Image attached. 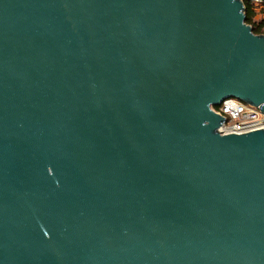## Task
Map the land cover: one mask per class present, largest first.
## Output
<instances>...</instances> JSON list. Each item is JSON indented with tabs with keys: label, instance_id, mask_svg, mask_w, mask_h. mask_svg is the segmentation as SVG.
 <instances>
[{
	"label": "water",
	"instance_id": "1",
	"mask_svg": "<svg viewBox=\"0 0 264 264\" xmlns=\"http://www.w3.org/2000/svg\"><path fill=\"white\" fill-rule=\"evenodd\" d=\"M245 1L0 0V264H264Z\"/></svg>",
	"mask_w": 264,
	"mask_h": 264
},
{
	"label": "built area",
	"instance_id": "2",
	"mask_svg": "<svg viewBox=\"0 0 264 264\" xmlns=\"http://www.w3.org/2000/svg\"><path fill=\"white\" fill-rule=\"evenodd\" d=\"M263 4L261 2H255ZM213 110L225 118V122L219 127L218 132L222 135L245 134L264 129V113L258 106L246 104L240 100L226 99Z\"/></svg>",
	"mask_w": 264,
	"mask_h": 264
},
{
	"label": "trees",
	"instance_id": "3",
	"mask_svg": "<svg viewBox=\"0 0 264 264\" xmlns=\"http://www.w3.org/2000/svg\"><path fill=\"white\" fill-rule=\"evenodd\" d=\"M260 5L263 4H254L245 1L246 22L252 26L253 31L256 35H260L264 32V18H261L260 20L256 19L258 13H264V7L261 8ZM257 9H259L260 11H257Z\"/></svg>",
	"mask_w": 264,
	"mask_h": 264
},
{
	"label": "rangeland",
	"instance_id": "4",
	"mask_svg": "<svg viewBox=\"0 0 264 264\" xmlns=\"http://www.w3.org/2000/svg\"><path fill=\"white\" fill-rule=\"evenodd\" d=\"M254 4H256V3H254ZM260 6H261V8L263 7L262 5H260ZM257 11H260V10L257 9ZM261 18H264V13H258V15L256 16L257 20H260ZM260 35L264 36V32L261 33Z\"/></svg>",
	"mask_w": 264,
	"mask_h": 264
}]
</instances>
